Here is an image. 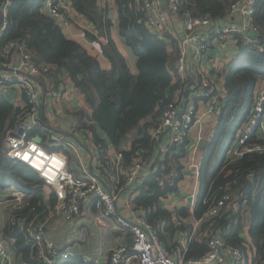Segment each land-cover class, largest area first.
I'll list each match as a JSON object with an SVG mask.
<instances>
[{
  "label": "trees",
  "instance_id": "obj_1",
  "mask_svg": "<svg viewBox=\"0 0 264 264\" xmlns=\"http://www.w3.org/2000/svg\"><path fill=\"white\" fill-rule=\"evenodd\" d=\"M70 1L75 11L93 27V31H86L87 38L106 41L101 48L108 67H104L99 58L91 55L82 44L67 37L46 11L45 0H0V29L5 20L8 22L0 33V69L4 70L12 60L11 56L4 54L6 45L16 41L36 67L49 66L48 73L39 77L44 88L50 84L56 89L66 79L71 80L88 106V109L75 113L76 129L86 134L83 138L92 134L93 144L99 149L100 169L107 183L112 175L117 174L120 188L125 175L119 169L127 171L136 157L142 156L152 163L149 173H141L142 180L136 185L131 205L134 211H140L171 253L177 243L170 246V242L183 227L182 223H174V212L164 207L163 200L179 192V183L185 177L182 158L186 154L184 152L181 156L172 144L158 154L157 144L149 133L160 117L161 107L173 98L181 85L172 74L179 53L178 41L169 33L160 38L148 29L144 0H115L116 24L108 7L100 5V0ZM232 1L178 0V15L183 18L208 14L213 21L220 22L227 17ZM254 18L258 27L254 42L240 46L221 74L224 76L225 96L207 146L203 171L199 173L202 190L194 214L203 218L211 203L232 191L233 204L220 216L206 219L202 229H208L207 234H220L227 246L239 248L247 254L243 234L248 225L258 253L253 261L256 264L259 256L264 255V153H246L237 157L232 150L237 134L248 121L264 86V0L258 1ZM114 26L136 58V73L131 71L112 37ZM171 45L173 49L169 51ZM4 94H0V190L6 192L4 201L10 204L0 226L2 235L10 245L16 264H47L38 257L36 248L27 241L17 222L27 219L46 224L50 214L56 212L57 199L53 191L47 193V185L36 170L8 156L6 137L23 121L27 107L24 110L17 108ZM24 98L26 100L25 95ZM42 123H47L44 118ZM135 134L137 138L129 149L121 148L123 142ZM30 136L49 151L62 149L55 145L56 141L48 136V132L40 128H33ZM251 142L264 143V131L263 134H254L248 143ZM109 144L116 152L123 153V162L118 167L108 158ZM207 171L212 173L210 177ZM16 189L23 192L21 203L12 196ZM176 212L185 216L188 210ZM206 238L201 242L192 239L186 258L204 255L208 250ZM53 264L89 263L83 257L71 255L67 259L57 258Z\"/></svg>",
  "mask_w": 264,
  "mask_h": 264
},
{
  "label": "built area",
  "instance_id": "obj_2",
  "mask_svg": "<svg viewBox=\"0 0 264 264\" xmlns=\"http://www.w3.org/2000/svg\"><path fill=\"white\" fill-rule=\"evenodd\" d=\"M258 1L233 0L228 15L221 24L213 21L208 14L182 18L184 34L178 40L179 53L175 70L172 72L175 81L179 80L181 85L175 91L173 98L161 107L160 117L149 134L156 144L168 137L169 143L177 147L181 156L184 152L187 156L188 151H191L193 157L190 167L197 175L200 171L194 155L199 151V143L202 141V119L220 113L225 90L217 80L207 76H202L197 85H190L187 81L189 59L193 57L195 60H202L213 47L225 49L231 40H234L238 48L252 44L255 37L250 33L258 34L254 18ZM8 3L3 8L4 12ZM167 4L168 7L165 8L163 0H144L146 26L160 38H165L166 33H169V14L174 13L179 16L178 0H167ZM45 9L61 27L77 24L78 16H81L75 11L70 0H45ZM7 24L5 20L0 33L6 29ZM86 31H93V27L81 29V35L87 38ZM93 42L99 48V52H102L100 42L95 40ZM4 54L6 57L11 56L12 60L9 65H5L6 71L0 73V94L7 92L13 86L20 87L26 97L27 107L23 121L6 137L8 156L27 164L40 174L47 187L53 189L57 199L56 212L66 222L77 220L83 214L85 207L91 205L98 223L102 224L110 220L121 232V242L113 248L108 259L103 261L99 257L87 258L89 264H253V261L247 262L243 250L227 246L218 233L207 235L208 250L201 257L186 258L188 245L176 257L165 248L143 217L130 220L119 215L117 211L119 191L126 189L130 193L135 191L137 186L134 185L140 182L147 159L142 156L134 158L132 165L125 171L124 182L121 183L120 188H118L119 179L115 176L107 183L102 172L97 175L86 171L78 175L69 170L65 155L47 150L38 140L30 136L33 128H40L48 132L51 139L55 137L40 118L43 85L39 77L48 73L49 66L36 67L30 55L22 50L21 45L16 41L6 45ZM64 88L62 84L59 85L51 92L52 97L54 99L61 97ZM194 93L200 96L206 106L203 114L199 113V104L195 100ZM196 127H199V134L196 141L191 144L192 132ZM261 131H264V89L258 94L248 121L238 132L232 149L233 154L238 157L246 153H264V143H248L254 134ZM53 140L61 139L55 137ZM67 147L77 151L71 143H68ZM122 162L123 153L116 152L112 163L118 167ZM12 196L21 203L23 192L16 189ZM233 198L234 193L227 191L223 197L210 204L201 220L223 214L233 204ZM17 224L24 231L27 241L36 248L38 257L45 263L53 264L57 258L67 259L72 255L46 235L45 223L37 224L35 220L21 219ZM0 264H16L3 238L1 227ZM256 264H264V255L259 256Z\"/></svg>",
  "mask_w": 264,
  "mask_h": 264
},
{
  "label": "crops",
  "instance_id": "obj_3",
  "mask_svg": "<svg viewBox=\"0 0 264 264\" xmlns=\"http://www.w3.org/2000/svg\"><path fill=\"white\" fill-rule=\"evenodd\" d=\"M163 2L165 8H167V0H163ZM99 3L103 7H108L109 15L114 24H116L118 13L115 7V0H100ZM224 20L215 22L221 24ZM77 21V24L62 27L64 33L68 38L82 44L91 55L97 56L104 67H108L109 63L107 59L102 56V52H99V48L94 42L88 41V38L81 35V29L83 27L91 29L92 26L82 16H78ZM169 34L177 41L184 34L183 20L174 13L169 14ZM112 37L119 47V50L127 59L131 71L136 73V58L125 45L123 39L119 36L116 26L112 28ZM99 41L101 42V45L103 42L106 43L103 38ZM238 51L239 48L234 40H231L225 49L218 46L213 47L202 60H195L191 57L189 59L187 81L190 85H197L202 76H207L211 79L217 80L220 85H224V76L221 74H224L225 68L229 64L231 58L235 56ZM5 71L6 69H0V73ZM62 85L65 87L64 93L57 99H54L51 95V92L55 90L52 85L49 84L47 88L43 87V105L40 118L42 121L44 118V121L47 122L46 126L52 135L61 139L56 141L55 145L57 147H62L59 152L66 156L69 169L77 172L78 175L86 173V171L99 175L101 174V162H99L98 158L99 149L93 144L92 134L89 133L87 135L88 138H83L84 136L86 137V134H82L76 129L77 117L75 116V113L81 109H88V106L83 96L72 85L70 79H66ZM4 95L6 99L13 102L17 108L23 110L26 108V100L20 87L13 86L5 92ZM194 97L199 104V113L203 114L206 111L204 102L197 93H194ZM218 115L219 114L212 117H203L202 119V140H205L207 143L204 149H208L207 146L214 134ZM198 134L199 127H196L192 132L191 144L193 141H196ZM55 137H53V139H55ZM136 138V134L134 135V138L129 137L127 141L123 142L121 148H129L132 141ZM68 143H71L77 151L69 149L67 147ZM168 145H170L168 137L163 138L162 141L157 144V153L164 152ZM177 152L179 153V150H177ZM107 154L111 162L115 160L116 150L110 144ZM192 157L193 153L188 151V155L182 158V163L185 167V177L179 183V192L177 194H171L163 200L164 207L171 212H174V223H182L183 227L170 242V246L177 243L173 251H171L172 255L176 257L182 253L183 249L192 239L201 242L207 237V233L209 232L208 229H202L205 220L202 221L194 214V210L201 198L202 184L200 175H197L196 171L190 167ZM198 161L199 160H197V162ZM200 165L202 166L201 160L198 163L199 171ZM151 169L152 163L147 162L142 170L143 175L149 173ZM119 171L122 174H125L124 170L119 169ZM115 175L117 176V174H114L111 177H114ZM141 180L142 178L140 177V181ZM136 185H134V187H136ZM47 188L50 189V193L53 191L52 188L46 187V190ZM133 194L134 192L130 193L128 189L121 190L119 191V197L117 200V211L119 215L130 220L143 217L140 211H134L132 208L131 199ZM193 195H195L194 199L192 198ZM5 197L6 192L0 190V199L3 200L2 202L4 203L0 205V226L3 225L7 215L8 205H6L7 203L4 201ZM185 209L188 210V213L185 216L176 212L177 210L184 211ZM249 229L250 228L247 225L243 237L248 249L246 259L247 262L250 263L256 259L258 253L249 234ZM45 233L49 238L55 240L64 251H68L70 254L83 257L84 259L99 257L101 260L106 261L113 248L121 242V232L115 228L112 221L108 220L101 224L95 220V210L91 205H87L81 217L71 223L66 222L57 212L50 214L45 224ZM164 234L166 235V232H164ZM8 246L11 251L9 244Z\"/></svg>",
  "mask_w": 264,
  "mask_h": 264
},
{
  "label": "rangeland",
  "instance_id": "obj_4",
  "mask_svg": "<svg viewBox=\"0 0 264 264\" xmlns=\"http://www.w3.org/2000/svg\"><path fill=\"white\" fill-rule=\"evenodd\" d=\"M172 49H173V47H172V45L170 46V48H169V51H172ZM262 89H264V86H262ZM261 89V90H262ZM260 133H262L263 134V131H261ZM238 135V134H237ZM131 138H134V135H131L130 136ZM207 152H208V149H202V150H199V151H197L196 153H195V158L197 159V160H201L202 161V164H203V162H204V159H205V157H206V155H207ZM199 161H198V163H199ZM203 171V169H202V166L200 165V172H202ZM211 172H212V170H211ZM212 173H210L209 171H207V175H209V177H210V175H211ZM50 191V189L49 188H47V192H49ZM50 193V192H49ZM1 200V199H0ZM1 201H3V200H1ZM6 205H8V204H10L9 202H7L6 201ZM73 250V249H72Z\"/></svg>",
  "mask_w": 264,
  "mask_h": 264
},
{
  "label": "water",
  "instance_id": "obj_5",
  "mask_svg": "<svg viewBox=\"0 0 264 264\" xmlns=\"http://www.w3.org/2000/svg\"><path fill=\"white\" fill-rule=\"evenodd\" d=\"M250 35L252 36V37H256L257 36V33H255V32H251L250 33ZM88 41H90V40H88ZM65 73H66V70H65ZM89 118H90V116H89ZM91 119V118H90ZM141 131H142V129H140V133H141ZM206 141L205 140H202V141H200V143H199V148L200 149H204L205 147H206ZM190 200H192V199H190Z\"/></svg>",
  "mask_w": 264,
  "mask_h": 264
}]
</instances>
